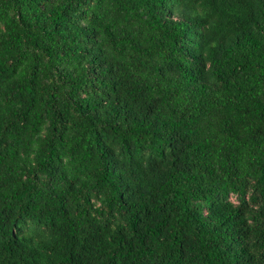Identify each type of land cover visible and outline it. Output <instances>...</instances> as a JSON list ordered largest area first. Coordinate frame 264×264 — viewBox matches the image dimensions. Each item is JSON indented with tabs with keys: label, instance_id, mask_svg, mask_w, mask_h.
Returning <instances> with one entry per match:
<instances>
[{
	"label": "trees",
	"instance_id": "16d2710c",
	"mask_svg": "<svg viewBox=\"0 0 264 264\" xmlns=\"http://www.w3.org/2000/svg\"><path fill=\"white\" fill-rule=\"evenodd\" d=\"M0 264H264V0H0Z\"/></svg>",
	"mask_w": 264,
	"mask_h": 264
},
{
	"label": "rangeland",
	"instance_id": "374dc122",
	"mask_svg": "<svg viewBox=\"0 0 264 264\" xmlns=\"http://www.w3.org/2000/svg\"><path fill=\"white\" fill-rule=\"evenodd\" d=\"M200 30H202V28H200Z\"/></svg>",
	"mask_w": 264,
	"mask_h": 264
}]
</instances>
